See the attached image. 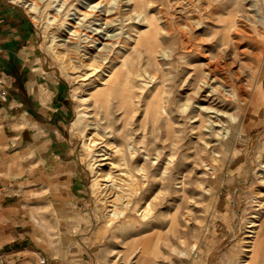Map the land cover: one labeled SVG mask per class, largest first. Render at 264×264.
<instances>
[{"label": "rangeland", "instance_id": "rangeland-1", "mask_svg": "<svg viewBox=\"0 0 264 264\" xmlns=\"http://www.w3.org/2000/svg\"><path fill=\"white\" fill-rule=\"evenodd\" d=\"M0 3L31 20L79 160L78 239L48 255L31 236L54 220L30 204L16 217L40 254L27 264H264V0ZM102 15L117 36L101 56L89 35ZM216 63L224 86L207 96ZM13 251L1 246L0 264H21Z\"/></svg>", "mask_w": 264, "mask_h": 264}, {"label": "crops", "instance_id": "crops-1", "mask_svg": "<svg viewBox=\"0 0 264 264\" xmlns=\"http://www.w3.org/2000/svg\"><path fill=\"white\" fill-rule=\"evenodd\" d=\"M41 49L31 20L0 3V247L16 250L21 264L40 256L26 245V222L16 220L30 204L37 211L44 207L54 220L44 224L46 233L31 236L48 255H61L51 249L56 240H76L81 230V223L70 222L78 211L73 202L80 199L79 160L66 138L64 89L40 78ZM15 183L22 194L18 202Z\"/></svg>", "mask_w": 264, "mask_h": 264}, {"label": "bare ground", "instance_id": "bare-ground-1", "mask_svg": "<svg viewBox=\"0 0 264 264\" xmlns=\"http://www.w3.org/2000/svg\"><path fill=\"white\" fill-rule=\"evenodd\" d=\"M96 4H98V3H96ZM96 4L94 5V7L96 6ZM27 5L30 6L31 9H35L36 6H37L36 5V1L28 2ZM94 10H95L94 8H91L90 10H82V12H80V13H82L85 16H89V15H91L94 12ZM111 19L112 18H110L109 16L102 15L100 17V20L99 21H96V23L98 24V26L95 27V29H96L95 32L93 31L92 34L89 35V36L95 37L96 42H94L93 45L95 46V49L97 50V53L101 54V56H102V54H107L108 51H110L112 49L113 39H115L116 36H117V32L113 30L114 28H113V23H112V20ZM76 32H77V30H73L72 31V34H76ZM59 39H64V38H59ZM63 44H64V41L63 40L62 41H59V48H60L59 49V52L61 53L62 57L64 58L65 57V53L63 52V50L61 48L63 46ZM93 50H94V48H93ZM87 51H89V50L87 49L85 52H87ZM102 74L103 75H107V74H109V72L105 71ZM223 77L224 76L220 72V68H219V64L218 63H216V64H214L212 66H209L208 71L206 73V78L204 79V82L201 85L200 90L201 91L208 90L209 92H208L207 96L208 95H214L216 92L220 91L222 89V87L224 86V83H223V81L221 79ZM206 107L207 108H211V107H209V105L208 106H205V108ZM222 136H224V134ZM97 138L98 137H96V132H94V131L91 132L90 135L88 136V142H87V144L88 145H94V144L98 143V139ZM104 138H105V136L101 137V139H104ZM102 154H106V151L104 153H102ZM100 158H105V157H100ZM172 158H173V155H171L170 159H172ZM142 171H144V170H142ZM110 177L111 176H110V174L108 172L103 173V176L101 177V179L103 180L101 185H102V187H104V189H107L108 188L107 186H108L109 183H107L106 181L109 180V179H111ZM147 207H148V203H147V205L144 206V208L142 210V212H144V214L147 211ZM257 223L256 222H253L252 225L253 224H257ZM242 264H245V263H242Z\"/></svg>", "mask_w": 264, "mask_h": 264}, {"label": "built area", "instance_id": "built-area-1", "mask_svg": "<svg viewBox=\"0 0 264 264\" xmlns=\"http://www.w3.org/2000/svg\"><path fill=\"white\" fill-rule=\"evenodd\" d=\"M5 92H6V91H5V90H3V92H2V93H3V94H5ZM42 261L44 262V261H45V259H44V258H42Z\"/></svg>", "mask_w": 264, "mask_h": 264}]
</instances>
